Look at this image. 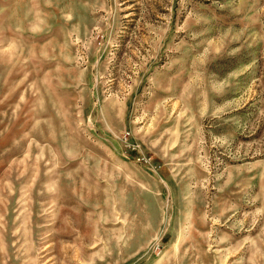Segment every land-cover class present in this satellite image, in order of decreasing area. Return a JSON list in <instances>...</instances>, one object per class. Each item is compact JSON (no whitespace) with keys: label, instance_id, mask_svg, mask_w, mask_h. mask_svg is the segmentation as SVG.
Segmentation results:
<instances>
[{"label":"rangeland","instance_id":"obj_1","mask_svg":"<svg viewBox=\"0 0 264 264\" xmlns=\"http://www.w3.org/2000/svg\"><path fill=\"white\" fill-rule=\"evenodd\" d=\"M0 264H264V0H0Z\"/></svg>","mask_w":264,"mask_h":264}]
</instances>
